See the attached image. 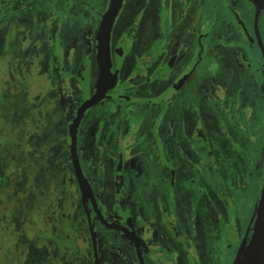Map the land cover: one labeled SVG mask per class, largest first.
Listing matches in <instances>:
<instances>
[{
    "label": "flooded vegetation",
    "instance_id": "flooded-vegetation-1",
    "mask_svg": "<svg viewBox=\"0 0 264 264\" xmlns=\"http://www.w3.org/2000/svg\"><path fill=\"white\" fill-rule=\"evenodd\" d=\"M109 4L69 0L43 27L38 58L52 69L70 14L95 27L90 45L63 54L61 81L39 91L27 74L0 88L10 192L24 194L29 216L0 264H232L253 234L264 182V10L251 0H121L101 77L96 45ZM38 58L20 61L27 69ZM50 180L57 220L45 221L46 196L33 229L30 205Z\"/></svg>",
    "mask_w": 264,
    "mask_h": 264
},
{
    "label": "rangeland",
    "instance_id": "rangeland-1",
    "mask_svg": "<svg viewBox=\"0 0 264 264\" xmlns=\"http://www.w3.org/2000/svg\"><path fill=\"white\" fill-rule=\"evenodd\" d=\"M98 1L101 0H97V2ZM0 3V88L5 83H10L14 80L18 81L19 79H14L15 76H25L28 74V76H30L29 80H31L34 85L38 86L36 90L43 91L49 82H55L56 78L58 82L63 79V76L61 75V78L59 76L60 74L56 75L55 71V68L59 72L62 71L65 61L63 54H67V52L71 53L77 44L86 43L87 45H90L91 43V33L95 31V27H92L91 29L84 28V26L81 25L82 19L70 14V16H68V26L66 24L63 26L62 36L56 42L58 45L60 58L59 64L54 65L55 68L53 67V69L51 62L45 66L46 62L44 58H38L39 51L43 53L47 48H45L46 38L43 32V27L48 25L49 21L53 23L55 21V16L62 15L64 10L68 11L69 0H1ZM58 8L59 14L56 10ZM45 18H47L48 21ZM20 28L21 30H18ZM15 54L16 65L11 67ZM28 54L30 56H34L35 54L36 58H38L40 62L38 63L37 60L36 64L30 65L26 69L24 66L25 63L22 60L20 61V59L26 58ZM17 84L21 83L18 82ZM39 106L43 107L44 103L40 104ZM33 124L34 123L31 122L32 127ZM24 127L25 125L23 128ZM10 129L11 126L8 115L0 112V164L2 168V174L6 178V184L3 185L0 190L1 249L4 248L7 245L6 243L10 241L11 235L17 237L19 233L23 231L29 218V216H26L25 212H23L24 204L22 199H24V194L21 192L12 194V192H10V180L13 175L9 146L12 144L9 137ZM79 148L82 167L85 174H87L89 173L88 165L83 163V158L87 154V147L85 146L81 149L80 146ZM0 182L2 181L0 180ZM49 182L50 183L47 186V189L41 193L38 199L35 200L34 204L30 205L32 216L35 218L34 223L32 224L33 229L41 226L40 220L43 219L45 212L42 207H44L46 196L48 197V217L45 219V221L51 225V219L54 218L57 220V217L54 215L52 216L50 213V211L54 209L53 203L55 202V195L51 194L53 191L52 180ZM75 196H77V192H75ZM76 212L77 210L74 206L72 213ZM70 215L73 216L71 214V209ZM14 216L18 218V221L16 220V222L20 223V230L18 231L14 229ZM39 216H41V219H39ZM111 230L112 234L115 233L114 229L111 228ZM10 231H14V233L12 232L11 234ZM16 250L17 252L23 251V244H18V246H16ZM20 258L21 257H19V261ZM66 259L69 263H71V255ZM8 261V264H18L14 257L10 259L8 256ZM78 264L87 263L82 258V256H79Z\"/></svg>",
    "mask_w": 264,
    "mask_h": 264
},
{
    "label": "water",
    "instance_id": "water-1",
    "mask_svg": "<svg viewBox=\"0 0 264 264\" xmlns=\"http://www.w3.org/2000/svg\"><path fill=\"white\" fill-rule=\"evenodd\" d=\"M121 0H110L109 13L103 20L102 27L97 37V55L100 65V75L103 77L106 73H109L110 59H109V36L110 27L113 21L114 12L119 6ZM257 8L264 10V0H251ZM96 98L90 97L85 100L81 106L82 111L85 107L94 102ZM75 162V168L77 172V178L81 193L83 194L84 189L87 186V180L82 173L78 159L73 158ZM92 234V228L89 227ZM264 259V182L262 187V194L259 202L258 218L255 223V228L249 242L244 243L240 246L237 255L232 264H262Z\"/></svg>",
    "mask_w": 264,
    "mask_h": 264
},
{
    "label": "trees",
    "instance_id": "trees-1",
    "mask_svg": "<svg viewBox=\"0 0 264 264\" xmlns=\"http://www.w3.org/2000/svg\"><path fill=\"white\" fill-rule=\"evenodd\" d=\"M0 180L3 182V180H5V177H3L2 173H0ZM0 182V183H2Z\"/></svg>",
    "mask_w": 264,
    "mask_h": 264
}]
</instances>
